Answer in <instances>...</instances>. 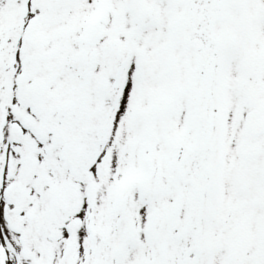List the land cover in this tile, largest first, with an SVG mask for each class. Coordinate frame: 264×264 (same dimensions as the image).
Returning <instances> with one entry per match:
<instances>
[{"label": "snow or ice", "instance_id": "1", "mask_svg": "<svg viewBox=\"0 0 264 264\" xmlns=\"http://www.w3.org/2000/svg\"><path fill=\"white\" fill-rule=\"evenodd\" d=\"M0 264H264V0H0Z\"/></svg>", "mask_w": 264, "mask_h": 264}]
</instances>
